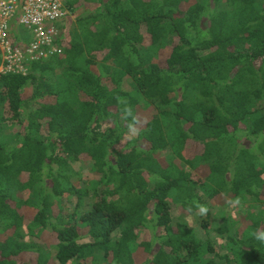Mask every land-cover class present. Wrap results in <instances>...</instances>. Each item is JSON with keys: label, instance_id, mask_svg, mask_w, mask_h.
I'll list each match as a JSON object with an SVG mask.
<instances>
[{"label": "trees", "instance_id": "16d2710c", "mask_svg": "<svg viewBox=\"0 0 264 264\" xmlns=\"http://www.w3.org/2000/svg\"><path fill=\"white\" fill-rule=\"evenodd\" d=\"M68 6L62 53L0 74V264H264V0ZM226 196L254 203L226 254L174 225Z\"/></svg>", "mask_w": 264, "mask_h": 264}, {"label": "built area", "instance_id": "2783aa9c", "mask_svg": "<svg viewBox=\"0 0 264 264\" xmlns=\"http://www.w3.org/2000/svg\"><path fill=\"white\" fill-rule=\"evenodd\" d=\"M68 0H0V52L2 74L29 72L27 61L49 59L62 53L55 43L59 38L60 24L71 14ZM24 27L22 36L18 35Z\"/></svg>", "mask_w": 264, "mask_h": 264}, {"label": "rangeland", "instance_id": "374dc122", "mask_svg": "<svg viewBox=\"0 0 264 264\" xmlns=\"http://www.w3.org/2000/svg\"><path fill=\"white\" fill-rule=\"evenodd\" d=\"M81 13H85L86 15H88L90 13V11L88 12L87 8L85 7H81L79 8V10H77L76 15L81 14ZM69 22H73L75 20L74 15L70 14L67 17ZM66 19V20H67ZM65 20V22H66ZM67 23V22H66ZM63 24H65L64 22H62L60 25L62 26ZM22 32H25L24 27H20V32L18 35H16L17 37H19L21 40H23L25 43L28 42V38L25 36H22ZM13 36L15 35V33H12ZM0 56L2 57V54L0 52ZM163 56V55H162ZM160 57V61H165V57ZM158 59H156L157 62ZM4 70V67L1 65L0 66V74H2ZM125 89L127 91L131 90V85L125 83ZM27 95L29 96L30 93H27ZM148 118V116H146ZM145 122V120H144ZM143 122V123H144ZM137 138V132H129L127 135V141H131L133 139ZM173 157H175L174 155H172ZM190 156V155H189ZM160 160L162 162L163 165H167L168 163L172 162L174 160V158L171 157V152L169 150L164 151L160 154ZM91 163L90 162H83L82 164H80L79 166L76 165V169L79 171L82 169V171L84 172L85 176H88L92 174L91 172ZM186 171L190 172L192 175V179L194 180H199V179H206L208 176V172L205 173L204 171H200V170H194L190 167L185 166ZM202 198L204 200L205 197L203 194H201ZM170 202L172 204V217H173V222L174 225L178 224V223H186L188 228L196 231L198 235H200L202 237L203 240L207 241V239H211V242H213V246L214 249H216V253H219L220 255L226 254L227 253V241L225 239H219V236L216 232V230L223 225V217L224 216H228L230 218H232V221H235L236 225H237V230L241 231L242 228L246 227L248 225V211L252 210L254 207L252 206L254 203L252 201H247L246 203L244 202H235L233 199H231L229 196L226 197H219L218 199H216L215 201H209L207 200V204L211 209V218L213 220V226H212V233L210 235L206 234V232L204 231V229L202 228V218L200 217V214L197 213L195 215L192 216H188L187 214H184L181 211V207L180 204L176 203L173 201V199H170ZM254 210V209H253ZM151 238V234L149 232L145 233L142 236V241L146 240V239H150ZM31 240V238H30ZM33 241H38L37 239H32ZM39 242V241H38ZM39 243H41V245H43V242L40 241ZM45 246V245H43ZM208 259H213L214 255H207ZM217 261V260H216Z\"/></svg>", "mask_w": 264, "mask_h": 264}, {"label": "clouds", "instance_id": "9594fccd", "mask_svg": "<svg viewBox=\"0 0 264 264\" xmlns=\"http://www.w3.org/2000/svg\"><path fill=\"white\" fill-rule=\"evenodd\" d=\"M199 211L201 214H204L208 211V209L205 207H200ZM256 239L260 241H264V232L256 234Z\"/></svg>", "mask_w": 264, "mask_h": 264}]
</instances>
